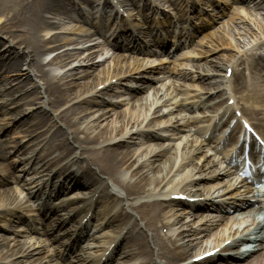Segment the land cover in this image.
<instances>
[{
    "label": "bare ground",
    "instance_id": "bare-ground-1",
    "mask_svg": "<svg viewBox=\"0 0 264 264\" xmlns=\"http://www.w3.org/2000/svg\"><path fill=\"white\" fill-rule=\"evenodd\" d=\"M74 1L85 4L83 2L84 0ZM68 3H70V0H0L1 38H9L11 42L18 47V49L20 48L26 51V55L21 57L19 51L15 50L16 47L14 45V47H11V45L8 46L9 44H6L0 38V71L2 72L6 65L9 66L8 70H14L4 72L2 76V82H0V84L3 85L4 82H6L5 79L11 80L15 78L16 79L14 81H18V79H40V81L44 82V88L42 89V85L40 87L44 92L43 98L45 99V102H42L41 104L38 103L37 109L41 115L35 117L34 121L32 122L29 121V119H24V121H22L23 126L28 127L29 137L34 138L35 140H40L39 145L46 153L44 154L45 156L43 158L41 157L42 159L39 158L40 155L38 154L37 161L40 162L39 166H42L44 163H46V165L43 167V171H45L48 167H50V165H65L63 166L64 168H60L57 171V176L73 183V185L76 187L79 186L80 190L84 191L78 192L79 194H76L71 198V200L75 199L76 196L90 197L86 199L84 198V201H91L95 198L94 201L99 205L100 209L102 207H106L107 209L106 218L109 219V221L106 223L107 225L111 224L112 227L119 226L116 232L117 234H121L127 229V235L129 236V242H127L131 244L130 247H136L140 251H138V253H132L131 251L127 252L128 250L124 251V256H127L126 259L132 262L137 256L144 254L146 255L145 259L147 262L155 263V251H158V256L163 259L161 261L166 262L167 264H196L192 263L193 260L205 255L206 253H210L221 246V242L225 240L226 233L231 231V228H229V225L227 224L225 226V234L222 236L220 243L215 244L214 246L207 244L206 246L201 247L197 255H193L191 251L194 249V247L198 246V242L201 239H204L210 233V231L213 230V228L218 226V223L215 222V220L208 221L206 223L204 222L199 228H192L189 229V231H169L171 228L181 225V219L185 216V213L179 210H176L172 216L166 212V208L174 207L177 203L171 197H173V195L176 193L192 198L202 196L200 192L201 187L199 186H202V182L207 180L211 175L220 171H211L210 168L215 164V162L209 161V158L206 155H202L204 152V147L201 143L188 140L180 156L176 155L174 158L169 159L161 166L159 165L157 170L161 171L163 175V178L159 179V175L158 177H153L151 169L157 160L164 155V152H166L167 149L162 147L160 150L158 149L156 151L146 152L145 154L143 153L138 157H135V155L132 153L118 151V149L113 148L114 146L119 147L128 141L127 139H131L133 141V139L139 133H143L139 129L142 124H137L138 122H135L132 119H129L125 127H122L119 131H117L115 128L111 133L108 131L98 132V130L101 129V126L100 124L97 125L96 123L97 121H101V119L104 118V115L99 117L94 115L92 118L93 122L95 123H93L92 126L88 125L82 131H79L78 129L75 132L72 140H74L77 144L80 143L81 148H83L85 153L88 154V159L85 161L87 167L83 165L79 166L78 164L80 159H76V156L73 153L72 155L68 154L72 152V149L64 143L65 139L60 135V133L53 134L49 139H43V137L46 136L45 134L43 135V131L46 129L49 123V120L43 115V112L47 110L46 105L57 107L59 104L75 103L78 105H95L97 107H102L103 103H98V96L108 92H117L120 86H124L126 84L129 77H131V73L138 75L136 76V79H138L135 80L142 83L143 86H141V88L144 90V92L147 91L148 87L150 86L148 82L149 79H159H152L151 77L153 72L147 70L141 65H135V62H132L131 59L120 56L113 59L114 67L112 71L108 72V77L104 79L105 83L100 79L97 81V83L95 80H90L91 82L86 84L84 89H82L83 92L86 91L87 93H85V95L80 94L73 97V94H71V89L74 86V80L89 77V69L95 68L96 60L104 58V55L101 54L100 52L102 51H98V47L95 48V46L88 49L86 46L81 48L76 47L75 44H78V40L76 39L64 38L60 40V36L55 34H52L50 37H48L51 34L50 32H52L53 28L58 24L59 21L66 22V20H69L71 23L74 21L73 18L69 16L70 12H68V8H71V6ZM107 5H109V0L104 2V6ZM240 11L241 10L237 11V17H241L239 15L241 14ZM134 15L135 13H133V16ZM83 30L84 29L82 28L76 31L71 30L70 33L77 34V31L84 33L85 31ZM42 34L46 35L42 36ZM210 38V35H205L201 44L207 45L208 43H211L212 41ZM263 38V29L255 32L238 26L235 29L234 35H230L224 31L223 36L218 39V45L225 48L235 44L236 46H240L242 51L239 52L237 56H221L219 59L215 60L208 59L207 63L205 62L202 65L192 66L191 68L188 67L186 68V72L180 76L188 81H198V89L201 90L206 89L207 86H211L212 83L217 81L224 83L226 77L224 78L223 76L227 75L229 69L232 68V63L236 59L237 62H246L248 58L247 54L253 51L252 45ZM59 41L64 42L65 47L72 46V48H69L68 50L65 48L66 51L64 53L58 55L54 61L44 65L42 56L49 55L50 51L53 50L52 44H55ZM243 53L245 54L244 56H242ZM211 54V49H208L202 51L198 56L208 57ZM75 55H79L75 62H77L80 57L87 55V57L84 59V66L83 64L79 63V65L74 67L73 63L70 65V69L65 74L59 75V77L47 78V75L53 67H62L61 69L67 68L68 65L65 64L70 62V60H72ZM218 61H222L223 63ZM136 63L139 62L136 61ZM126 86L129 85L126 84ZM181 86L182 88L186 87V85ZM1 89L2 91H0V95H5V100L8 101L10 96L13 94L11 92L12 90L9 89V84L5 83V86L1 87ZM142 89L135 91L137 93H143ZM169 89L170 95L168 97L166 96L165 98H158L160 91H157L154 94L155 100H153L149 106V100L143 101L145 102V106L149 112L154 106H157L158 104H161L162 107H171L166 111L175 110L177 112L180 110V107L176 101L177 97L175 96V86H170ZM138 99L139 100L137 102L143 100L142 97ZM78 112V109L71 108L70 111L65 113L63 116H59L58 120L63 122L67 120L68 117L76 116L81 121H83L85 119V115ZM99 112L100 111H97V113ZM161 116H163V112L158 109H156V111H154L151 115L152 119L154 120H157ZM77 123L78 121L76 118L73 124L76 125ZM165 125L170 126V129H161L160 126H157V130L160 132H147L144 138L154 140L159 137V134L161 133L170 134L173 129H181L182 127L180 121L177 118L167 120ZM147 126L149 127L150 125L148 124ZM79 132H82L85 136H87L83 140H80L76 134H79ZM114 133L116 134L114 135ZM105 144H109L108 147L112 146V148H103ZM178 147H180V145ZM26 151L27 149L25 148L24 150L20 149V152L22 153H25ZM8 154L9 153L7 151H4V143L0 141V159L4 160ZM67 154L69 155V160H71L68 164L65 162ZM188 160L193 162L192 165L189 164ZM0 166V174L5 176L3 178L0 177V185L6 184V182L11 178H15V176L10 174L8 170L3 171L2 168H4V165ZM124 173H131V180L135 181L133 183H129L126 181L117 180L116 177ZM181 174L185 176L184 180H188L186 186L179 190L175 188L170 194H168L167 188ZM103 176H106L111 181V184L114 186V190L117 194L116 197L110 195V187L108 189L107 186H100L102 185L101 177ZM148 177H150L149 180ZM222 185L223 183H217L211 188H206L204 190L207 193V196L215 197L216 194L219 196V194L224 192V190L220 192L218 189ZM10 192L11 191H5L3 195L0 196V219L1 221H5V224L10 221L9 219L16 220V218H18V215L16 214L18 211H9V208H12L13 206H20V203L16 202L15 198H13L14 196ZM119 195H122V197ZM158 198H160L161 201L152 200ZM117 199H121L122 202L128 206H133V203L136 204L134 209L136 210V214L140 216L141 221L145 224V227L149 233L148 236L144 234L135 236L130 226L123 222L121 212H116V214L113 213L111 210L113 208L111 205L113 204L111 202L116 201ZM19 209H22V207ZM127 218L128 216H125V219ZM215 219L217 220L218 218ZM164 230L168 231L164 237H162L160 234ZM110 235L113 236L112 232H105L99 238L101 239L109 237ZM161 238H163V242ZM194 242L198 244L195 245ZM169 243L172 245L170 246ZM4 246V241L2 242L1 240L0 249L4 248ZM19 246V252L15 253L14 251L13 256H22V258L26 259V264L37 263L36 260H31L34 256V250H32L33 252L31 253L23 252L25 245L20 242ZM226 250H221L220 253L226 252ZM13 256H10V258ZM29 259L31 261H29ZM19 263L23 264L17 259L11 264ZM143 263L144 262H141V264ZM247 264H264V253L260 254L257 258Z\"/></svg>",
    "mask_w": 264,
    "mask_h": 264
},
{
    "label": "rangeland",
    "instance_id": "rangeland-1",
    "mask_svg": "<svg viewBox=\"0 0 264 264\" xmlns=\"http://www.w3.org/2000/svg\"><path fill=\"white\" fill-rule=\"evenodd\" d=\"M95 2V1H94ZM229 4V3H228ZM244 9V10H242ZM239 9H232V17L229 18L228 20L221 22L220 26L214 30V34L216 36H218L217 38L219 39L221 36H223V32L226 31L228 34L230 35H234L235 34V29L236 27H243L244 29L247 30H251V31H259L260 29L264 30V5L262 6L261 10L259 12H253L250 11L249 9L240 7V13L239 14L241 17H239L237 19V11ZM75 17L77 16L76 14L74 15ZM46 17H50V16H46ZM235 19V20H234ZM109 20V19H108ZM58 22V21H57ZM225 24V25H224ZM224 25V27H223ZM80 28L84 29L83 31H85L84 33H81L80 31H77V34H71L70 31L71 30H80ZM52 30V29H51ZM67 31V32H65ZM93 30L82 27V25L77 24L76 22L74 23H68V21L66 22H58L57 25H55V27L53 28L52 32H50L51 34L48 36L50 37L52 34L58 35L60 36V40L61 39H76L78 40V44H75L76 47L81 48V47H87L88 48H92L94 42H96L97 37L95 36L94 33H92ZM219 31V33H218ZM46 35V34H45ZM44 34H42V36H45ZM2 36H0L1 38ZM47 37V38H48ZM2 41H4L6 44H9L8 46L11 45V47H14L15 45L11 42V40L9 38H1ZM49 39V38H48ZM216 44L213 43V45H211V47L209 49H211L212 54L209 56V59L215 60V59H219L221 56H237L239 52L242 51V49L240 48V46H236L235 44H232L231 46L228 47H220L218 45V40H216ZM258 43L264 42V38L261 39L260 41H257ZM235 43V42H233ZM257 43V44H258ZM255 44V43H254ZM14 45V46H13ZM253 46V45H252ZM15 50L19 51L21 57H24V55H26V51L24 49H18L17 46H15ZM52 48L53 50L50 51L49 55H43L42 56V60L44 65H46L47 63L54 61V59L64 53L66 51L65 48H67V50L69 48H72V46L70 47H65L64 42H57L55 44H52ZM97 48V47H95ZM251 48V47H250ZM102 51L100 52L101 54L104 55V58L102 59H97L95 64V68L93 69H89V77H85V78H81V79H75L74 80V86L71 89V94H73V97H75L76 95H85V93H87L86 91H82V89H84V86L88 83H90V80H95L96 83L97 81H99V79L101 81H104V79H106V77H108V72L112 71L113 67H114V63H113V59L116 57H120V56H128L126 54H122V53H115L116 55H114L113 53L112 56H108V52L110 51V49H108L107 47H98V51ZM112 52V51H110ZM79 55H75V57L70 60V62H68L65 65H68L67 68L65 69H61L62 67H58L55 68L53 67L52 70L49 72V74L47 75V78L49 77H59V75H63L65 74L69 69H70V65L74 63V67L76 65H79V63L83 64L84 63V59L87 57V55H85L84 57H80V59L75 62L76 58ZM243 56V55H242ZM128 58V57H127ZM132 62H135V65H141L143 67H145L147 70L151 71L152 67H149V64H146V62L143 61H137L139 63H136V60ZM218 62H222V61H218ZM223 63V62H222ZM85 64H83L84 66ZM26 69V67H25ZM178 68H172L171 70H177ZM49 70V69H47ZM180 70L186 72V67H182ZM179 70V71H180ZM136 76H138L135 73H131V77H129V79L127 80L126 84L129 86H126V84L124 86H120L119 89L117 90V92H108L105 93L103 95L98 96V103L102 102L103 105L102 107H97L95 105L92 106H85V105H78L75 103H64V104H59V106L53 108L52 105L47 106L46 105V111L43 112V115L49 120L48 122V126L46 127V129L43 131V135L45 134L46 136L43 137L49 139L50 136H52L55 133H60L61 136L64 137L65 141L64 143L69 146L72 149V152L68 153L69 155H72V153L76 156V159H80L79 161V165H83L85 167V161L86 159H88V154L85 153V151L83 150V148H81V144H77L74 140H72L73 135L75 134V132L79 129V131H82L84 128H86L88 125L92 126L93 123V116L95 115L96 117H99L101 115H104V118L101 119V121H97V125L100 124L101 129L98 130V132L101 131H108L109 133L112 132L113 129H117V131L121 130V128L125 127V125L127 124V121L129 119L134 120L135 122H138L137 124H142L140 126V130L143 133H139L134 139L133 141L131 139H127L128 141H126L125 143H123L122 145H120L119 147L114 146L113 148L118 149V151H124V152H129L132 153L133 155H135V157H138L141 154H145L146 152H151V151H156V150H160L162 147L164 149H167L166 152H164V155L162 157H160L157 162L154 164L153 168L151 169V172L153 173V177H158L159 175V179L163 178V175L161 173V171H158L157 169L159 168V165L161 166L163 163L167 162L169 159L174 158L176 155L180 156V154L183 151L184 146L186 145V143L188 142V140L190 141H196V140H192L193 138H190L189 135L187 134H178L179 137L176 133L173 134L172 132H170V134L166 133H161L160 135H162L163 137H165L166 139H168L167 141L164 140H150V139H145L144 137L146 136L145 134H147V132H156L159 131L157 130V126H160L161 129L166 128V130L170 129V126H166L165 122L167 120H171V119H175L178 118V120L182 119L179 118V115L175 112V110L173 111H166L167 109H170V106H165L162 107L161 104H158L157 106H154L151 111L149 112V110L147 109V107L145 106V102H143L144 100H149L148 106L150 103H152L153 100H155L154 94L157 91H160L159 93V97H163L165 98L166 96L168 97L170 95V86H175L176 88H179L178 86L182 83H178V82H171L169 83L168 81L162 82V83H157V84H153L151 82H154V80H150V86L148 87V90L144 92V90L141 88L142 83L137 82L136 80ZM153 78V77H152ZM157 78V77H156ZM136 79V80H135ZM135 80V81H134ZM9 84V89H11L12 91V95L10 96V99L5 100V95L2 97L0 96V141H2L4 143V151H7L9 154L6 155L4 160L0 159V165H4L3 171L8 170V172L10 174H13L15 176V178H11L9 181L6 182V184H2L0 185V196L3 195V193L5 191H11L10 193H12V195L14 196L13 198H15L17 203H20V206L18 207H12L9 208V211H15L17 210L18 212L16 214H18V216H22L23 218L26 217V215L28 216H32V210L30 211V202L28 201V191H26V189H29L30 187H32V184H29V179L28 182H26L27 180H25V184L21 183L20 180L22 179V175H18L16 174V162L20 159H18V156H16L15 154H12L13 152H15L18 148H27L28 150L34 151V153L39 154V158L42 159L46 154L44 152V150L42 149V147L39 145L40 144V140H35L34 138H30L29 137V130L28 127H24L22 121H24V119H29V121H33L35 117H38V115L40 116L41 113L37 110L38 109V103H42L45 102L44 97V92L42 91V89L44 88V82L40 81V79H30V80H24V79H20L18 81L19 84L14 83V79H11L9 81H7ZM116 82V81H114ZM11 84V86H10ZM42 85V89L41 86ZM128 88H133L135 90L138 89H142L143 93H135V92H129L127 89ZM192 88H190L189 90H191ZM188 90V91H189ZM31 91V92H29ZM168 91V92H167ZM29 92V94H28ZM46 95V94H45ZM143 98L142 101L137 102L139 99L138 98ZM47 98V97H46ZM127 100V101H124ZM143 102V103H142ZM135 103V104H133ZM3 105V106H2ZM115 105V106H112ZM2 106V108H1ZM76 108L79 110L78 113H83L84 116V120L81 121L78 117L76 116H71L68 117L67 120L60 122L58 120L59 116H63L65 113L69 112L70 109ZM156 109L161 110V112H163V116H161L160 118H158L157 120L152 119L151 115L153 114L154 111H156ZM172 110V109H171ZM97 111H100L99 113H97ZM170 113V114H169ZM78 123L76 125L73 124L74 120H76ZM92 118V119H91ZM85 122V124H84ZM182 123H184V121H182ZM150 125L149 127L147 125ZM16 126V127H15ZM165 130V131H166ZM160 132V131H159ZM158 132V133H159ZM184 133V132H183ZM78 136V138H80V140H83L86 136L82 133L79 132L76 133ZM116 133H114L115 135ZM142 135V136H141ZM131 136V135H130ZM129 136V137H130ZM69 139V140H68ZM42 140V139H41ZM101 142V141H100ZM109 144H105L103 146V148H112L108 147ZM180 145V147H178ZM102 147V146H100ZM99 147V149H100ZM178 147V148H177ZM66 155V163H69L71 160H69V155ZM38 155H36L37 157ZM42 157V158H41ZM19 158H24V159H29V161L32 159L31 154L28 155L26 158L23 156H19ZM39 159V160H40ZM69 160V161H68ZM189 164L192 165V161L188 160ZM38 164L40 163L39 161L37 162ZM90 163V162H89ZM27 164V163H26ZM37 164V165H38ZM36 164H32V163H28L27 168H32V170H37L39 169V165L37 166ZM62 165L59 164L56 166V168H54L53 166L48 167L47 173H49L48 171H50V175L53 174L51 173V171H53V169H58L61 168L59 167ZM1 167V166H0ZM42 167V166H41ZM20 171V169H19ZM23 171V169H22ZM162 175V176H161ZM0 177H5L4 175L0 174ZM151 177V176H150ZM148 177V180L149 178ZM184 175H180L178 178H176V180L167 188V192L168 194L171 193L172 190H174L175 188H177L178 190L183 188L184 186H186L188 180H184ZM117 180L119 181H126L129 183H133L135 180H131V173H124V174H120L119 176L116 177ZM59 178H55V180H57ZM111 181L106 177L103 176L101 177V184L100 186L104 187V186H108L110 185ZM212 185L208 184L205 186H202L200 189L202 188H210ZM25 188V191L23 190ZM66 188H68L69 190L75 192L77 190V188L73 189V186L71 185H66ZM179 193H176L173 197L176 199V196H178ZM202 194V192H201ZM122 197V195H121ZM154 201L160 200V198L158 199H152ZM144 201H148V200H144ZM141 201V202H144ZM122 202V200H121ZM63 208L66 207V203H63ZM122 205H120L121 207H123V210H125L131 217L130 220V226L132 225L135 226L133 227V231L135 230V236H139V234H144L148 235V231L145 227V224L141 221L140 216H138L136 214V210L135 205L133 203V206H128L125 205L123 202L121 203ZM118 203L116 204V202L114 203V209H116V212L118 213L119 210L120 212L123 211L121 208L118 207ZM20 207H22V209H19ZM98 207V205H97ZM172 210V211H171ZM176 210H179L183 213H185V216L181 219L182 224L171 228L169 231L172 232H176V231H189V229H197L200 226L203 225L204 222H206L204 220V218H206L205 216H201L199 214H195L193 212H191L190 210H188L187 208L183 207L182 205L180 206V204L177 202L176 205L174 207H169L166 208V212L172 216ZM80 209H76L73 212L74 213H80ZM107 209H105L104 207H102L101 209L98 208L97 210V214L96 217L97 219L101 218L104 216V214L106 213ZM171 212V213H170ZM123 214L121 215L122 220L125 218V212H122ZM77 219V218H76ZM10 221L8 223H4L5 221H1L0 219V242L2 240V242L4 241V248L0 249V264H6V262H15L17 259L19 261H21V263L26 264V259L22 258V256H13V252L15 251V253L19 252L20 250V242L25 245V249L23 252H33L32 250H34V256L33 259L31 260H36L37 263L35 264H61L59 263V260L57 258V256H53V255H49L52 257V259H48L46 256L47 252L45 250H43L44 248V244L42 243L41 240L35 239L32 236H30L27 233L24 234H19L22 231H17V223L15 221V219H9ZM140 224L142 226L141 228H136L137 224ZM70 225V224H69ZM225 226L219 225L217 226L210 234H208L204 239H201L197 244L198 246L194 247V249L191 251V253L193 255H197L200 251L201 247L206 246L207 244L214 246L215 244H218L223 235V229ZM112 230L110 232L115 231V228H111ZM181 229V230H180ZM144 230V232H143ZM17 231V232H16ZM24 231V230H23ZM147 231V232H146ZM168 230H164L162 231V233L160 234L162 237H164V235L167 233ZM8 232L12 233V234H8ZM141 232V233H138ZM143 232V233H142ZM170 233V232H169ZM19 234V235H17ZM92 235V234H91ZM162 242H163V238ZM129 242V241H128ZM167 243V242H166ZM172 243V242H171ZM169 243V245L171 246L172 244ZM129 244V243H127ZM126 244V250L130 251V246L131 244L127 245ZM195 245H197L194 242ZM37 246V247H36ZM36 248V249H34ZM85 250V249H84ZM84 250H78V252L72 256L70 258V261L66 262V263H62V264H82L81 261L82 259H86L87 263H92V261H94L93 259V255H89L86 254V252ZM36 251V252H35ZM138 253V251L136 252ZM10 256H13L12 258H10ZM29 259V261H31ZM145 258H141V260H144ZM24 261V262H22ZM20 264V263H19Z\"/></svg>",
    "mask_w": 264,
    "mask_h": 264
}]
</instances>
